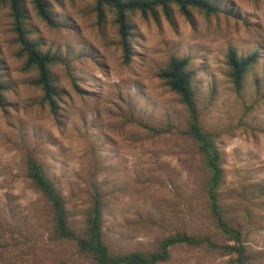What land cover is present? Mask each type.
I'll use <instances>...</instances> for the list:
<instances>
[{
    "label": "rangeland",
    "instance_id": "1",
    "mask_svg": "<svg viewBox=\"0 0 264 264\" xmlns=\"http://www.w3.org/2000/svg\"><path fill=\"white\" fill-rule=\"evenodd\" d=\"M211 16L177 10L171 19L132 15L133 57L126 64L112 13L100 22L95 0L51 1L55 26L28 3L27 27L61 93L53 114L25 58L14 18L0 5V264H98L77 243L56 239L53 210L27 174L37 159L66 202L79 236L95 199L103 201V239L113 254L155 251L177 231L227 243L209 212L208 172L185 134L188 112L159 77L188 57L205 129L217 135L221 199L242 233L248 264H264V0H210ZM259 52L238 90L227 54ZM205 246L177 245L159 264H231Z\"/></svg>",
    "mask_w": 264,
    "mask_h": 264
},
{
    "label": "trees",
    "instance_id": "2",
    "mask_svg": "<svg viewBox=\"0 0 264 264\" xmlns=\"http://www.w3.org/2000/svg\"><path fill=\"white\" fill-rule=\"evenodd\" d=\"M52 0H0V5L9 8L14 18V30L20 45L19 55L25 58V69L33 70L36 78L33 85L43 92V101L53 114L58 113L61 93L56 85L52 68L63 59L51 51H43L39 42L31 38L27 27L28 3L48 25L55 26L51 10ZM60 1V0H54ZM95 11L100 22L108 13L114 16L118 29L124 62L128 64L133 57V25L132 15L139 13L143 17L159 20L161 15L171 19L174 12L191 18L193 11L211 16L219 9L210 0H95ZM259 52L247 56L238 55L230 49L227 63L230 78L235 88L240 90L252 68L258 63ZM196 71L190 66L188 57H173L168 66L159 73L166 85L180 98L188 112V124L185 134L190 137L203 157L204 168L208 172L206 195L208 208L215 220L220 235L227 240L219 244L207 235H194L187 231H177L165 237L159 247L152 252H132L113 254L105 244L103 236V201L95 197L88 213L87 227L82 236L75 233L70 225L66 202L49 179L43 166L33 157L27 160V174L34 185L43 193L53 210V232L56 239H69L77 243L80 253L92 258L98 264H159L170 258L171 249L177 245L191 247L205 246L223 255L231 256V264H248V254L243 242L242 231L232 224L231 216L226 213L221 199L223 185L222 157L218 149L217 135L205 129L196 99L194 79ZM0 67V104H3L4 92L7 87L1 80Z\"/></svg>",
    "mask_w": 264,
    "mask_h": 264
}]
</instances>
